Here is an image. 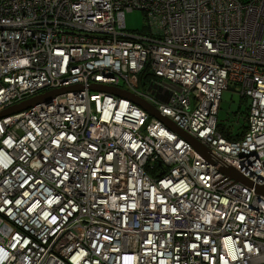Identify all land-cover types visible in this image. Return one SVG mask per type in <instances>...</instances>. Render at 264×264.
Masks as SVG:
<instances>
[{"label":"built area","instance_id":"built-area-1","mask_svg":"<svg viewBox=\"0 0 264 264\" xmlns=\"http://www.w3.org/2000/svg\"><path fill=\"white\" fill-rule=\"evenodd\" d=\"M52 92L0 117V264H264V0H0V113Z\"/></svg>","mask_w":264,"mask_h":264},{"label":"rangeland","instance_id":"rangeland-1","mask_svg":"<svg viewBox=\"0 0 264 264\" xmlns=\"http://www.w3.org/2000/svg\"><path fill=\"white\" fill-rule=\"evenodd\" d=\"M125 21L128 30L133 31H142L143 27L146 25V20L144 15L140 10H133L131 12H127L125 14ZM234 86H230L229 89L225 90L222 94L220 110L217 115V121L220 126L224 129H230L233 133L237 130L236 119L233 116L232 112H237L239 103H240V96L239 94L233 90ZM241 114H245V105H241L240 108ZM240 115L239 117V124L243 122V116ZM232 123L235 127H232Z\"/></svg>","mask_w":264,"mask_h":264},{"label":"water","instance_id":"water-1","mask_svg":"<svg viewBox=\"0 0 264 264\" xmlns=\"http://www.w3.org/2000/svg\"><path fill=\"white\" fill-rule=\"evenodd\" d=\"M106 89L112 91V90L109 89V88H106ZM112 92H114V93H116V94H118V95H123V96H126V97L130 98V99L133 100L135 103H137L139 106L143 107V108L146 109L148 112H150L152 115H154V116H158V112H157L156 110H154L153 108H151V107H150L145 101H143L142 99L137 98V97H135V96H133V95H131V94L124 93V92H123V93L115 92V91H112ZM55 93H56V92H55ZM55 93L52 92L51 95H46V96H44L43 98L35 97V98L28 99V100H26V101H24V102H22V103H20V104H17V105H15V106L10 107L9 109H7V110L1 112V113H0V117H1V116H5V115H9V114H12V113L19 112V111H21V110H23V109H26V108H28V107H31V106L37 104V103L40 102V101L50 100V98H51L53 95H55ZM41 99H44V100H41ZM171 127H172L175 131H177V132H179L180 134H183V135L185 136V134H184L181 130L177 129V128L174 126V124H171ZM188 139H189V141L192 142V145L195 147V149H196L199 153H202L203 155H205V150H204V148H202V147H201V146H200V145H199L194 139H191V138H188ZM231 172H232L237 178H239V176L236 174V172H234V171H231ZM261 189H262V191H263V193H264V187H262Z\"/></svg>","mask_w":264,"mask_h":264},{"label":"clouds","instance_id":"clouds-1","mask_svg":"<svg viewBox=\"0 0 264 264\" xmlns=\"http://www.w3.org/2000/svg\"><path fill=\"white\" fill-rule=\"evenodd\" d=\"M122 264H135L134 257L124 259Z\"/></svg>","mask_w":264,"mask_h":264}]
</instances>
